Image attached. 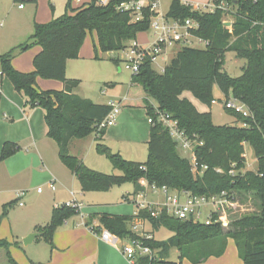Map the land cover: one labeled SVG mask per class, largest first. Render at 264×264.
<instances>
[{
  "label": "trees",
  "instance_id": "1",
  "mask_svg": "<svg viewBox=\"0 0 264 264\" xmlns=\"http://www.w3.org/2000/svg\"><path fill=\"white\" fill-rule=\"evenodd\" d=\"M121 1L124 0L100 4L98 0H89L73 6L69 0L63 14L45 23L34 22L32 33L24 42L0 55L1 73L25 97L30 107L38 106L44 110L47 136L56 141L59 159L75 175L83 192L107 191L125 183H132L136 192L138 179L145 177L149 183L194 195L222 190L256 193L259 211L234 220L225 230L217 224L204 225L165 213L151 217L146 208L138 209L131 216L91 214L90 219L96 217L103 228L119 238L137 237L129 228L134 219L148 221L153 229L165 227L172 232L164 241H156L154 237L143 239L151 249H158V254L138 257L135 260L138 264H177L167 259L171 248L177 249L180 260L186 258L197 264L210 256L222 255L228 238L233 239L243 264H264V0H213L217 4L223 1L230 7L228 12L234 16L231 30L222 21L224 9L194 10L179 0H172L165 15L178 21L186 18L197 21L194 35L208 43L201 47L181 46L163 71L153 69L147 57L138 73L131 75V83L140 85L145 95L156 102L158 110L169 113L187 136L202 142L194 147L197 165L207 166L201 173H193L190 161L178 153L176 143L148 102L145 106L153 122L150 123L146 160H128L113 151L103 142L106 128H99L111 105L95 103L75 94L79 80L66 77V63L78 57L87 33L95 32V52L115 53L125 49L138 33L149 29L153 14L149 6L142 9V18L135 21L129 11L117 10ZM33 46L39 47L32 59L33 69L22 72L13 68L12 58ZM227 51L246 60L238 76H230L223 68ZM95 58L99 57L95 55ZM110 59L118 61L115 55ZM37 77L59 80L63 88L39 89ZM215 85L226 96L232 95L249 107L253 118H243L231 111L236 122H244L246 126L213 124L211 113L198 110L185 94L189 92L199 102L211 105ZM92 133L95 134V150L120 174L92 169L69 153L72 139L85 138ZM245 143L254 150L257 168L241 173L240 169L245 165ZM16 149L14 143L5 142L0 160ZM232 164L237 170L234 175L228 174ZM216 167H221L223 172H216ZM127 196L124 194L123 199H128ZM14 202L3 205V215ZM79 213L77 206L66 203L54 206L49 221L36 225L35 230L52 248L57 227ZM89 223L87 221L86 226ZM98 228L92 229L98 232ZM9 246L8 241L0 239V251L8 264H16Z\"/></svg>",
  "mask_w": 264,
  "mask_h": 264
},
{
  "label": "crops",
  "instance_id": "2",
  "mask_svg": "<svg viewBox=\"0 0 264 264\" xmlns=\"http://www.w3.org/2000/svg\"><path fill=\"white\" fill-rule=\"evenodd\" d=\"M159 1L162 5L167 4L169 7L172 2V0ZM179 1L182 2V0ZM68 2L69 0H30L24 4L23 8H18L17 5L13 4V0H0V55L24 42L31 35L30 33L33 30L34 22L45 23L53 17L63 14ZM86 2H89V0H86ZM161 13L165 14V12ZM135 41L141 45H148L151 42L144 35V32L138 33ZM94 45H96L95 32L87 33L79 50L78 57L69 59L66 63V77L68 79L81 80L84 75L90 77L96 74L99 68V65L96 64H98L97 62H101L99 61L101 56H99L98 52L101 51L97 50L95 52ZM38 51L39 47L33 46L16 54L11 60V65L18 71H31L33 69L32 59ZM95 55L99 58H95ZM36 83L37 87L42 90H60L63 88V83L59 80L37 77ZM130 84H133L131 83V78ZM0 85L2 89V94L0 95V153L3 144L7 141L14 143L18 147L11 155L0 160V163L3 162L4 164L7 177L16 180L17 183V178L28 172L29 175L42 176L44 182L54 179L56 189L54 191L51 190L52 192H56L58 188V177L61 181V186L68 193L59 194L60 190H58L54 194L58 198H56L52 208L59 205L58 202L60 201L69 202V200H75L81 203L82 201L77 198L78 194L71 190V186L76 185L77 178L61 162L55 141H51L47 136L44 110L38 106L30 107L25 97L15 90L11 82L4 75L0 77ZM132 89L128 90L125 97L118 98V100L107 95L99 100L92 99L91 101L101 104L109 103V101L120 102L121 107L116 116L115 123L105 129L103 142L113 151L119 152L124 158L143 162L145 161L146 145L149 139L150 129L145 105L146 102L150 104H155V102L147 97L145 93L144 95L141 93L135 96L130 95ZM80 91L81 89L78 87L74 90V93L82 98H88V95L81 94ZM86 138L88 136L80 139H72L69 143V153H73L72 155L81 160L84 159L87 166L89 165L88 167L92 169H100V171L105 172L109 171L99 159L93 157L91 162H87L85 156L77 154L79 150L84 148L87 142L85 141ZM88 144L91 149L92 145H95V138L90 139ZM130 184L132 185V183ZM123 185L125 184L118 187ZM132 186L129 192L125 190L126 193L121 195V201L113 208L106 206H109V204H104V207L100 208L93 205L85 207L81 203L80 213L65 220L55 230L52 239V248L48 243V246L46 245L47 249L43 245H40L41 243H36L34 246L30 245L37 242L36 240L39 238V235L24 245L22 243V240L27 235L32 232H37L35 230L36 225H43L49 221L51 210H49V203L47 201H45V205H40L35 213L29 216L26 223L20 228L15 227L12 219H7L6 215L9 213V207L5 217L0 219V239H5L10 243L9 250L12 257H15V249H23V247L26 248L25 246H29L28 248L30 249H25L24 255L17 250V253L20 255L17 264H138L136 261L135 263L130 262L123 253L122 247L124 241L122 239L126 238H119L115 235L116 239L110 241L103 240L100 238L99 233L93 230L101 226V223L96 217L90 219V215L95 213L133 215L137 211V208L134 204H131L129 198L123 199L124 194L131 195L135 193V187L134 185ZM80 192L85 193L81 188ZM15 193H17V188L14 196L8 201H15L11 207L18 205L19 201L23 204L18 206L25 207L26 202L21 199L18 200ZM37 193L41 194L43 192ZM67 196H69V199L65 198ZM8 202L2 204V201H0L2 208ZM87 221L90 222L89 226H86ZM137 222H140L143 227L146 220L134 219L131 224ZM131 224L129 228H131ZM98 229L107 230L103 226ZM152 252L153 255L157 256L158 249H152ZM169 253L170 250L167 259L171 260L169 259ZM231 253L234 256V262L236 264H243V261L238 256L235 243L231 238L227 239L226 247L222 255L218 257L210 256L197 264H222V259L226 258L228 254L231 257ZM13 259L15 260L16 258ZM175 262L177 264H194L186 258L180 260L179 255L178 260Z\"/></svg>",
  "mask_w": 264,
  "mask_h": 264
},
{
  "label": "rangeland",
  "instance_id": "3",
  "mask_svg": "<svg viewBox=\"0 0 264 264\" xmlns=\"http://www.w3.org/2000/svg\"><path fill=\"white\" fill-rule=\"evenodd\" d=\"M209 1L210 0H205V1L182 0V2L185 4L207 3ZM13 4L17 5L14 0H13ZM168 8L169 6H167V4L162 5L161 2L159 1V6L157 9L159 13L161 12L166 13L168 11ZM222 21L223 23L229 22L228 25L226 24L224 25L227 28H232V22L234 21L233 14L230 12L224 13L222 16ZM144 35L147 37L148 40L150 41L153 40V34L151 30L148 29L147 31H144ZM142 44H145V43H142ZM193 44L198 47L202 46L201 44H197L195 42ZM179 48L180 46H176V45L171 46L170 48H167L164 53L160 54V56H158L152 62L153 69H155L156 71H161L164 66L169 64L171 57L175 54V52ZM98 54L99 56H101L99 58L100 59L99 61L101 62H97L98 64H96V65H99V68L97 69L96 74L90 77L84 75V77L81 80H79L78 87L79 89H81L80 91L81 94L88 95V99L91 98L90 100L92 99L99 100L102 97L107 96V95L112 96V98L115 100H118V98L125 97L128 93V90L133 88L130 92V95L135 96V95H139L140 93L144 95V91L140 85L130 84L131 73L123 67V63L121 61V58L123 55L122 51H118L115 53L113 52V54H115V56L118 58L117 62H114L113 60H111L110 55H108V53L98 52ZM245 63H246V60L244 58L237 57L233 51H227L225 53V61H224L223 68L227 71V73L230 76L235 77L242 73V67L244 66ZM185 94L190 98V100L193 102V104L196 106L198 110L209 111L211 113V120L213 124L233 125L237 123V125H239L240 123H242L241 121L236 122V116L231 111L224 108L223 101L226 99L227 96L216 85L213 87V92H212V98L215 100V102L211 103V105H206V104L199 102L189 92H186ZM228 96L230 98L232 97V95H228ZM152 101L155 102L154 100ZM93 137L95 138L94 133H92L91 136L88 135V138H86L85 140L87 142L85 143L84 148L79 150L77 154H82L83 156H85V158H87V162L88 161L91 162V159L93 157L102 161V164L104 163V166L109 171L107 172L101 171V172L120 174L118 170H114L112 168L110 162L105 156L99 154L95 150V147H94L95 145L94 146L92 145V148L90 149L88 142ZM52 140L53 139H51V141ZM177 151L182 157H185L190 161L191 159L190 150H186V149H183L177 146ZM70 154H73V153H70ZM244 155H245V165H244L245 169L253 170V171L256 170L257 159H256L252 146L248 143H245L244 145ZM146 158H147V145H146V152H145V160ZM82 160L84 164L87 165L84 159ZM90 164H93V163H90ZM95 166L100 167L98 165H95ZM96 170L100 171V169H96ZM42 179H43L42 176L29 175L28 172H26L25 175H21L19 178H17V183H16V180H12L7 177L4 164L3 162L0 163V201H2V204L5 202H8L10 198L14 196V192L16 188H17V193L19 191H24V195L26 193L25 197L21 198V200H24L26 202L25 207L14 205L13 207H10L9 213L6 215L7 219L13 220V224H15V227L17 228L22 227L26 223L28 217L33 215L36 209L40 207V205H45V201L49 203V210L52 211V206L56 198H58V197H55L54 194H56L58 190H60L59 194L68 193L67 191L64 190V187L61 186V181L58 179V177H57L58 188L56 192H52L47 187V181L44 182ZM79 185L80 184L78 180H76V185L71 186V190L74 191L76 194H78L77 198L80 201H82L81 202L82 205L85 207L93 205L97 208L104 207V204H109V206L108 205L106 206L113 208L115 205L119 204V202L121 201V195L123 193H126L125 190H128L129 192V190L132 189L133 187L130 183H125V185L121 187L114 186L113 188H110L107 191H99V192L89 191V192L82 193L80 192ZM38 187L42 188L43 193L41 194L37 193ZM17 193H15L16 197L18 196ZM233 195L235 196L236 202H235L234 207L228 213L227 224L220 226L223 230L230 228V225L234 220L241 218L248 214H254L259 211V202H258V199L256 198L255 192L240 190V193L238 191H233ZM65 198L69 199V196ZM161 199H162V196L159 193H151L150 191H148L145 194V200L150 203L159 202ZM69 201H73V200H69ZM67 202L68 201H63V202L60 201L58 202V204L62 205ZM2 204L0 203V219L2 217H5V215L4 216L2 215ZM131 204H134V203L131 202ZM51 211H50V214H51ZM134 231L138 234H141L143 232L152 231L153 237L155 238L156 241H164L168 239L172 234V232L165 227H159L157 229H153L152 226H150V224L147 221L143 224L142 229L141 227H138ZM36 241L37 242H35V244H30V245L34 246L36 245V243H41L40 245H43V247L47 249L48 245L42 238H38ZM22 243L24 245L23 240H22ZM25 247L26 248L23 247V249L14 250L15 257L13 256V258H16L15 259L16 264H17V260L20 259V255L17 253V250H19L24 255L25 251L27 249H30L28 248L29 247L28 245ZM39 249H41V247H39ZM232 253H231V257L228 254L226 258L222 259V264H236V262H234V256ZM169 259L174 260V261L178 260L177 249L175 248L170 249ZM0 264H8L2 251H0Z\"/></svg>",
  "mask_w": 264,
  "mask_h": 264
},
{
  "label": "built area",
  "instance_id": "4",
  "mask_svg": "<svg viewBox=\"0 0 264 264\" xmlns=\"http://www.w3.org/2000/svg\"><path fill=\"white\" fill-rule=\"evenodd\" d=\"M18 8H23L24 4L30 0H14ZM109 0H98L100 4H106ZM86 0H71L73 6H78L84 4ZM194 10L202 11H214L216 8H221L228 12L229 6L223 1L218 4L213 0L207 3L199 4H187ZM149 6L150 11L153 14L149 20V30L152 31L153 40L148 45H141L137 41H131L125 49L122 50L121 61L123 67L128 70L131 75L137 74L139 67L145 58H150L153 62L160 54L164 53L167 48L171 46H196L193 43L201 44L205 46L208 42L196 35H194V30L198 28L197 21L186 18L183 21H178L176 19L167 17L165 14L158 12L159 0H124L117 5V10L119 11H129L132 20H139L142 18V9ZM224 21V20H223ZM225 23V22H224ZM231 30V28H229ZM164 67L161 71H163ZM3 74L0 71V77ZM2 94V89L0 85V95ZM215 100H212L214 103ZM111 105V110L107 116L100 122L99 128H107L115 123L116 116L120 111L121 104L119 101H109ZM154 108V112L158 120L167 129L169 135L174 140L176 145L180 148L190 150L191 159L190 165L193 173H201L207 168L206 165L198 166L196 163V156L194 153V147L197 144H202L198 139L190 138L178 126V123L173 119L169 113L163 112L157 109L156 104H151ZM223 106L225 109L230 110L234 113L241 115L243 118H253V114L249 107L235 97L227 96L223 101ZM148 123L153 122L152 116L147 117ZM239 126H246V124L240 123ZM245 156V155H244ZM215 171L222 173L223 169L221 167H216ZM245 167L240 169V172H245ZM237 170L234 168V164L231 165L228 174L234 175ZM137 184L139 188L134 194L128 195L127 197L134 203L135 207L138 209L146 208L149 211L151 217H157L158 215L165 213L166 215L172 216L181 220H192L193 222L202 223L204 225H220L223 226L227 224L228 213L235 205V196L233 192L222 190L218 193L209 195H194L186 191H176L169 187L162 185H156L155 183H149L145 177L138 179ZM47 186L50 190L54 191L56 189V182L51 179L47 182ZM42 188L38 187L37 192H41ZM159 193L162 199L159 202L150 203L145 200L146 192ZM17 199H21L24 195V191H19ZM21 201L18 205H22ZM66 205L77 206L79 211L81 208V203L76 201H69ZM138 227L143 228L140 222L133 223L131 226V231L134 232L137 237L126 238L122 241H126L123 244L122 250L127 259L135 263L138 257L148 256L152 257V249L144 244L143 239H151L153 234L150 232H143L141 234L136 233ZM94 228V227H93ZM100 238L105 241H110L116 239V236L111 234L108 230L99 229L98 230Z\"/></svg>",
  "mask_w": 264,
  "mask_h": 264
},
{
  "label": "water",
  "instance_id": "5",
  "mask_svg": "<svg viewBox=\"0 0 264 264\" xmlns=\"http://www.w3.org/2000/svg\"><path fill=\"white\" fill-rule=\"evenodd\" d=\"M224 24L228 25L229 22H225ZM108 55H110V56H114L115 54H113V52H109ZM38 235H39V233H37V232H32V233H30L29 235H27V236L23 239L24 244L30 242L34 237H36V236H38Z\"/></svg>",
  "mask_w": 264,
  "mask_h": 264
}]
</instances>
